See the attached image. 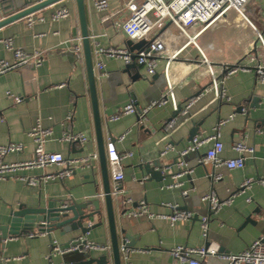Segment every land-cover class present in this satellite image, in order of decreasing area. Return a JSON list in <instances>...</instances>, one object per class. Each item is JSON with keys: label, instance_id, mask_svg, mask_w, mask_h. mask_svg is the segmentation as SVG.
<instances>
[{"label": "crops", "instance_id": "obj_1", "mask_svg": "<svg viewBox=\"0 0 264 264\" xmlns=\"http://www.w3.org/2000/svg\"><path fill=\"white\" fill-rule=\"evenodd\" d=\"M27 1L17 0L15 10ZM108 1L106 12L99 11L94 0H85V8L105 144L109 139L115 140L122 155L124 178L116 182L114 171L110 170L112 187L120 185V193L125 197V213L121 215L117 208L118 231L126 229L136 242L135 248L122 252L123 264H172L171 251L178 245H214L221 254L245 250L253 240L264 237V185L258 182L264 178V81L254 69L240 70L221 84L217 83L225 90L226 97H223L217 95L214 79L222 72L221 64L233 57L239 56L245 62L251 55L256 57V62L263 59L262 50L255 45L254 32L241 24L240 18L232 12L226 20L217 23L213 32L208 30L199 35L195 45L188 43V36L179 28L163 23L147 37L148 41L158 38L165 43L163 56L155 71L150 73L136 61L131 62L136 63L134 66L120 57L99 51L101 48H126L135 52L146 44L142 39L132 41L117 24L125 19L124 10L119 11L127 0ZM64 5L70 8V15L53 20L52 12ZM245 12L264 32V0H250ZM3 16L0 8V19ZM197 29V26L190 27L189 35H195ZM7 38L28 53L43 51L44 60L40 65H22L0 74V145H23L22 151L8 153L4 161L20 162L33 157L35 143L30 131L38 121L53 130L44 143L48 151L60 152L66 157L98 152L76 1L62 0L0 28V58L13 61V51L1 42ZM77 44L81 45L80 54L75 49ZM202 52L212 58L215 78ZM99 62L104 65L102 69L97 66ZM169 84L176 107L169 100L151 108L141 120L137 113L123 115L118 120L110 119L130 101L143 107L162 98L168 94ZM14 95H20L22 100L16 102ZM179 105L182 109L175 113ZM240 106L242 111L237 110ZM222 120L226 121L219 124ZM169 121H173V126L166 128ZM194 123H201L197 136L202 138L219 127L224 159L239 155L234 148L238 141L253 147L254 153H245L244 166L235 169L204 160L210 142L182 153L191 143L189 132ZM66 131L81 132L88 139L83 145L72 144L62 139ZM121 135L124 137L120 139ZM168 145L171 148L167 149ZM81 148L84 151L81 152ZM154 160L162 165L161 178L156 179L140 167ZM94 164V170L79 166L65 179L37 186L30 185L22 177H40L56 171L57 167L19 168L1 178L0 224L6 222L12 208L22 204L37 206L40 197L43 206L53 199H72L78 203L100 199L105 213L99 159ZM217 173L221 178L213 180L212 175ZM248 179L252 182L243 186ZM211 191L221 200L231 197V203L212 212L209 203L202 200V196ZM142 200L153 213L172 212L167 205L172 203L192 212L193 217L171 224L163 218L129 215ZM203 216H210L206 236L200 224ZM81 235L79 229L61 234V229L57 228L52 232V240L38 229L8 238L2 241L0 264H61L63 255L50 254L53 241L66 245ZM83 236L111 246L106 217L101 226ZM89 251L94 257L107 254L112 262V248ZM69 258L75 260L77 257L70 254ZM202 260L206 264H226L218 255H208Z\"/></svg>", "mask_w": 264, "mask_h": 264}, {"label": "built area", "instance_id": "obj_2", "mask_svg": "<svg viewBox=\"0 0 264 264\" xmlns=\"http://www.w3.org/2000/svg\"><path fill=\"white\" fill-rule=\"evenodd\" d=\"M2 0H0L1 2ZM250 0H127L124 8L125 19L118 21V25L127 34L132 41H139L148 37L153 30L163 24L169 23L179 28L183 33L188 36V43H194L199 35L204 31H214V27L218 22L226 20L232 13L240 18L241 24L248 26L255 34V45L258 44L262 50L263 59L256 62V57L248 56V60L236 56L227 62L221 64V74L218 78L215 76V69L211 62L212 58H208L203 55L208 70L214 76V86L217 95L226 97L224 89H220L217 83H222L226 77L240 71L254 69L259 78L264 81V32L259 29L248 17L245 12V7ZM95 7L101 11L106 12L109 9L108 0H94ZM70 8L66 5L56 8L51 17L53 20H60L70 15ZM30 23L33 19L29 20ZM197 26V32L191 36L188 33L190 27ZM1 42L9 50L13 51L14 59L9 61L7 59L0 58V74H3L11 69L20 67L22 65L34 64L40 65L44 60L43 51H35L28 53L20 47H15L11 38L2 39ZM75 49L78 54L81 53V45L77 44ZM99 51L105 52L110 56H116L122 58L126 63L136 61L138 64H142L146 67L147 71L153 73L157 66L158 60L163 56L165 51V43L158 38L150 39L141 49L133 52L126 48H101ZM201 51V50H200ZM246 58V57H245ZM98 68H103V63H98ZM228 97V96H227ZM14 100L20 102L22 97L20 95H14ZM169 100H172L176 107L174 99V93L172 91V85L169 84L168 94L158 100L151 101L149 104L138 107L134 101H130L124 105L118 112L110 116L111 120H118L121 116L131 113H137L143 119L144 115L153 107L164 105ZM226 120H222L219 124L224 123ZM166 128L173 126V121L166 123ZM53 133L52 128L43 126L39 121L32 127L30 134L33 137L35 148L32 158L20 162L7 163L4 161L5 155L11 152H20L23 150L21 143H8L0 145V179L5 178L10 173L16 171L19 168H43L47 166L57 167L56 171L44 173L40 177L24 178L32 186H37L42 183H46L50 180L65 179L69 177L77 167L83 166L91 170L95 169V161H98V152H92L81 157L63 156L60 152L48 151L44 143ZM121 135L119 138H123ZM62 139L69 142H78L84 144L87 141V136L81 132L74 133L66 131L62 135ZM211 143L205 154L204 160L211 162L215 166L225 165L229 169L241 168L245 164V153H254V148L247 145L244 141H238L234 144V148L239 152V155L234 158L224 159L221 153L224 149V143L220 139L219 127L215 128V132L208 137L202 138L195 136L188 147L182 152L186 153L189 150H195L205 143ZM171 148V145L167 146V149ZM106 158L109 169L113 170V178L116 182L124 178V173L121 167L122 155L119 153L116 142L113 139H109L105 144ZM144 178H147L145 176ZM221 178V174L212 175L213 180ZM252 182L251 179L244 181L243 186ZM259 183L264 185V178L258 180ZM174 186L176 184H173ZM172 186V185H170ZM187 191H184L186 194ZM202 200L209 203L212 212H217L224 204H229L232 198L229 197L225 200H221L217 197L214 191H211L202 196ZM172 208V212L168 214L153 213L150 211L146 201L142 200L137 208L129 211V215H145L148 218H163L168 220L171 224L178 221L189 220L193 217L192 212L181 209L176 204L167 203ZM210 216H203L201 218V229L204 236L207 235L209 228ZM111 246L108 244H100L89 241L85 236L81 235L76 237L69 244L61 245L56 241H53L51 248V255L64 254L71 251H89L92 249L108 251ZM125 251L124 248L121 249ZM174 261L172 264H206L202 258L208 255H218L223 259L226 264H264V237L256 238L251 244L243 251L237 253L221 254L218 247L214 245L202 246V247H189L185 245H178L171 251Z\"/></svg>", "mask_w": 264, "mask_h": 264}, {"label": "water", "instance_id": "obj_3", "mask_svg": "<svg viewBox=\"0 0 264 264\" xmlns=\"http://www.w3.org/2000/svg\"><path fill=\"white\" fill-rule=\"evenodd\" d=\"M17 0H2L0 8L4 16L0 19V28L3 26L24 18L32 13H35L43 8L52 6L62 0H41L37 3H31L30 0L25 2L22 8L15 10L18 6L15 5ZM77 4L78 16L81 27L83 55L86 64L89 91L93 109V116L96 130V141L98 147L99 162L103 180V197L105 205V213L101 206V200H89L84 202H76L72 199L69 200H49L46 205H42V199L39 198L38 205L34 207H27L26 205H19L17 208H12L4 224H0V249L3 247L2 241L12 237H20L27 232L34 231L35 229L47 233V236L52 240V232L59 228L61 234L71 230H80L82 235H86L95 228L103 224V218L106 217L108 222L111 248H112V262L107 254L99 257L92 256L91 251H73L72 253H64L63 262L61 264H123L121 249L135 248L136 242L132 239L131 235L122 228L120 233L118 231L117 223V208L119 213H125V197L120 193L121 186L115 185L112 187L110 180V169L108 166L105 140L102 131V123L100 116V109L97 97L96 88V75L93 61L92 44L90 40L85 0H75ZM15 10V11H14ZM136 65L135 62L131 63ZM143 66L142 64H138ZM243 107L237 110L242 111ZM182 107L179 105L175 113H179ZM201 123H194L189 132V140L198 134ZM76 142H72L74 144ZM80 151H84L81 148ZM145 172L161 178L162 165L160 161L154 160L152 162L143 163L140 166ZM97 218V221L93 222ZM93 222V223H91ZM70 254L76 255L75 260H71ZM53 259V257H51Z\"/></svg>", "mask_w": 264, "mask_h": 264}, {"label": "rangeland", "instance_id": "obj_4", "mask_svg": "<svg viewBox=\"0 0 264 264\" xmlns=\"http://www.w3.org/2000/svg\"><path fill=\"white\" fill-rule=\"evenodd\" d=\"M142 41H144L145 43H147L148 38L147 37L146 38H143Z\"/></svg>", "mask_w": 264, "mask_h": 264}]
</instances>
